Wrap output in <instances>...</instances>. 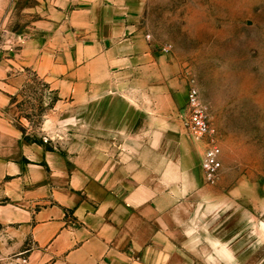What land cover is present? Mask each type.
Wrapping results in <instances>:
<instances>
[{
  "label": "crops",
  "instance_id": "crops-1",
  "mask_svg": "<svg viewBox=\"0 0 264 264\" xmlns=\"http://www.w3.org/2000/svg\"><path fill=\"white\" fill-rule=\"evenodd\" d=\"M53 3L3 64L11 78L0 89V264L239 262L232 226L207 234L191 197L202 186L182 166L169 182L158 143L142 129L65 156L28 143L6 120L2 110L26 84V69L57 102L80 103L95 98L112 70H132L151 53L138 22L145 0Z\"/></svg>",
  "mask_w": 264,
  "mask_h": 264
},
{
  "label": "rangeland",
  "instance_id": "rangeland-1",
  "mask_svg": "<svg viewBox=\"0 0 264 264\" xmlns=\"http://www.w3.org/2000/svg\"><path fill=\"white\" fill-rule=\"evenodd\" d=\"M53 1L0 0L2 91L11 78L3 64L34 37ZM138 22L149 57L104 76L93 100L59 103L26 69L16 103L2 113L32 141L65 156L85 152L93 139L115 145L129 129H142L158 143V165L169 182L182 166L202 186L201 198L191 197L207 234L217 226L225 235L232 226L234 264H264V0H145ZM192 80L222 149L216 185L203 180L208 141H195L184 125Z\"/></svg>",
  "mask_w": 264,
  "mask_h": 264
},
{
  "label": "built area",
  "instance_id": "built-area-1",
  "mask_svg": "<svg viewBox=\"0 0 264 264\" xmlns=\"http://www.w3.org/2000/svg\"><path fill=\"white\" fill-rule=\"evenodd\" d=\"M170 48H166V52ZM187 116L184 121L185 128L191 137L197 142L208 141L202 167L206 182L216 185L221 177L222 169V149L216 139V131L210 124L209 109L201 99L200 89L196 80H192L188 94Z\"/></svg>",
  "mask_w": 264,
  "mask_h": 264
},
{
  "label": "trees",
  "instance_id": "trees-1",
  "mask_svg": "<svg viewBox=\"0 0 264 264\" xmlns=\"http://www.w3.org/2000/svg\"><path fill=\"white\" fill-rule=\"evenodd\" d=\"M47 86L49 87V85L47 84ZM57 101H58V98H57ZM16 103V98L14 97V98H12V105H14ZM20 131L23 133V135H24V139H25V141H27L28 143H31V144H38V145H41V146H44V144L42 143V142H40V141H32V139L31 138H29V136H28V134H27V132H26V130H24V129H20ZM48 151H53V150H51V149H47Z\"/></svg>",
  "mask_w": 264,
  "mask_h": 264
}]
</instances>
